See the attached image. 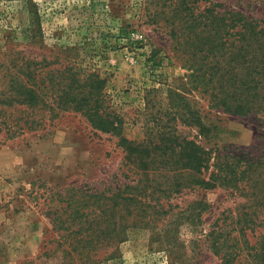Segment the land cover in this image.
<instances>
[{
	"label": "rangeland",
	"instance_id": "rangeland-1",
	"mask_svg": "<svg viewBox=\"0 0 264 264\" xmlns=\"http://www.w3.org/2000/svg\"><path fill=\"white\" fill-rule=\"evenodd\" d=\"M211 3L264 21V0H199L197 5L203 9ZM156 10L152 0H0V53L17 45L39 55H65L66 47L75 46L70 57L79 54L107 79L110 101L124 118L129 140H141L147 126L156 130L157 118L167 121L157 111L167 106L172 87L211 130L201 135L195 126H182L184 134L213 155L264 160V116L227 111L196 89L183 56L160 27L164 19L153 21ZM126 25L130 40H141L137 48L128 38L121 40L120 26ZM34 26L40 32L35 34ZM154 51L155 63L150 59ZM135 167L118 136L93 129L74 112L15 137L0 133V264H59L60 243L71 240L69 232L77 228L71 226L66 200L85 202L89 194L109 195L134 184ZM256 200L248 187L173 192L161 200L168 213L160 220L139 219L89 253H73L72 264H222L224 252L237 247L243 253L231 264H244L250 247L259 250L264 239V226H245L264 216ZM81 222L87 225L84 218Z\"/></svg>",
	"mask_w": 264,
	"mask_h": 264
},
{
	"label": "trees",
	"instance_id": "trees-1",
	"mask_svg": "<svg viewBox=\"0 0 264 264\" xmlns=\"http://www.w3.org/2000/svg\"><path fill=\"white\" fill-rule=\"evenodd\" d=\"M198 1L152 0L157 8L152 19L156 23L164 19L160 27L167 29L174 49L183 56L190 82L207 93L215 106L236 114L264 116V21L241 11L223 10L218 3L201 9ZM35 20L32 18L33 23ZM119 30L121 40L128 38L127 43L137 48L141 40H130L128 26ZM32 31L36 34L40 29L34 26ZM75 49L66 47L65 55H39L12 45L0 53V133L15 137L74 112L93 129L118 136L127 159L138 169L134 184L109 195L96 192L85 202L80 198L66 200L72 210L71 226L77 228L69 232L74 235L71 240L60 243L59 264H72L73 253H89L111 235L118 236L138 225L139 219L160 220L168 213L162 198L183 189L248 187L257 199L254 206L264 208L263 158L245 159L244 154L227 152L213 155L212 149L184 134L182 126H195L201 135L211 130L172 87L167 89V106L157 111L167 121L157 118L156 130L147 126L141 140H129L123 134L124 118L110 101L107 79L79 54L70 57ZM157 53L150 57L154 63ZM165 225H159L162 231ZM246 225L249 229L264 226V216L259 222L250 219ZM261 236L264 238V231ZM256 248L250 247L244 264H264V239L260 249ZM242 253L239 247L228 249L222 264H231Z\"/></svg>",
	"mask_w": 264,
	"mask_h": 264
}]
</instances>
